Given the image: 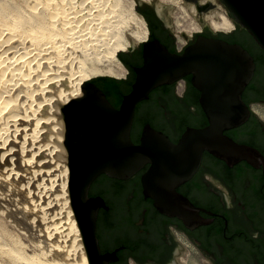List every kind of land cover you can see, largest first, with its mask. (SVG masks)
I'll list each match as a JSON object with an SVG mask.
<instances>
[{"label":"bare ground","instance_id":"6f19581e","mask_svg":"<svg viewBox=\"0 0 264 264\" xmlns=\"http://www.w3.org/2000/svg\"><path fill=\"white\" fill-rule=\"evenodd\" d=\"M158 1L172 7L175 19L189 21L187 34L199 31L192 5L183 6L184 17L180 0ZM121 6L119 0H0V213L29 238L2 236L0 264H89L70 205L60 106L80 96L87 79L125 75L117 52L131 41L117 39V28L131 26L132 41H146L143 19L124 15ZM203 20L215 30L232 27L220 5L203 12Z\"/></svg>","mask_w":264,"mask_h":264},{"label":"flooded vegetation","instance_id":"af4514ba","mask_svg":"<svg viewBox=\"0 0 264 264\" xmlns=\"http://www.w3.org/2000/svg\"><path fill=\"white\" fill-rule=\"evenodd\" d=\"M180 1L183 10L184 5L196 9L201 24H204L203 12L216 5L225 9L228 22L233 23L231 14L219 0ZM158 8L163 10L161 14ZM171 8L159 6L156 0L138 4L146 40L157 39L173 54L183 53L198 36H213L240 45L255 63L253 77L241 98L246 106L255 107L264 115V52L252 38L248 36L249 44L246 36L243 37L247 35L245 30L235 23L231 31L219 34L210 32L212 29L205 23L199 29L201 32L195 31L200 33L190 37L181 33L185 40L179 45L173 27L175 12L171 14ZM143 51L142 41L129 46L119 56L125 71L117 87L119 95L105 96L115 110L120 108L122 97L131 90L136 70L144 63ZM199 97L200 91L191 84V75L154 88L147 99L135 105L129 133L131 142L139 144L145 124L173 143L178 142L187 127H203L204 110ZM254 113L230 133L235 142L256 149L263 157V164L258 163L259 167L255 168L240 161L229 167L204 152L194 175L176 188L199 209L202 223L192 228L185 227L176 217L161 214L153 200L143 195L141 175L148 165L127 179L98 174L88 185L86 215L80 221L90 264H101L92 233L99 255L105 257L104 264H264V119Z\"/></svg>","mask_w":264,"mask_h":264},{"label":"water","instance_id":"95a60500","mask_svg":"<svg viewBox=\"0 0 264 264\" xmlns=\"http://www.w3.org/2000/svg\"><path fill=\"white\" fill-rule=\"evenodd\" d=\"M219 1L231 14L233 23L245 29L264 52V0ZM143 45L144 63L136 70L131 90L122 97L118 110L91 81L82 83L80 96L60 106L70 205L85 250L80 221L86 215L88 185L100 173L127 179L148 165L141 175L143 195L153 200L161 214L176 217L185 227L192 228L202 223L199 209L176 188L194 175L204 152L229 167L240 161L255 168L258 163L263 164L256 149L225 134L243 125L253 112L241 98L255 69L253 58L245 49L213 36H198L181 54L170 53L157 39H147ZM187 75H191V84L200 91L199 102L207 124L187 127L177 143L145 124L139 144L134 145L129 133L135 105L147 99L154 88ZM91 238L97 258L104 264L105 257L99 255L93 233ZM87 258L90 264L89 254Z\"/></svg>","mask_w":264,"mask_h":264},{"label":"rangeland","instance_id":"374dc122","mask_svg":"<svg viewBox=\"0 0 264 264\" xmlns=\"http://www.w3.org/2000/svg\"><path fill=\"white\" fill-rule=\"evenodd\" d=\"M120 1V4L122 5L121 6V8H122V13L124 14V15H128V14H130L131 12L132 13H135V14H139V12H138V10H137V6H138V1H144V0H119ZM150 1H152V0H149L148 2H150ZM157 2H158V4H159V1L158 0H156ZM216 1V0H215ZM147 2V1H146ZM217 2V1H216ZM187 4V3H186ZM219 4V3H218ZM214 8L215 7H213V8H211L210 10H208V11H206V12H204V13H207V12H211L212 10H214ZM223 10H225V9H223ZM184 11H185V14H189V12L188 11H186V9H184ZM226 12V11H225ZM188 14L186 15V16H184V17H188ZM179 15H181L182 16V14H179ZM197 15V14H196ZM203 15V14H202ZM178 16V15H177ZM201 18H203V17H201ZM177 19V18H176ZM183 19L184 18H181V17H179L177 20H181L182 22H183ZM202 21H204V20H202ZM195 23H196V25H197V27L199 28V29H203V26L201 25V23L199 22V15H197V17H196V19H195ZM208 26V29H212V27L210 26V24L209 23H207V22H205ZM174 27V29H176L175 31H176V33H177V36H176V38H177V40L179 41V40H181V41H184L185 39H183L182 37H181V33L182 34H184V35H186L187 37H190V34H193V35H195L196 33H200V32H192V33H190V34H187V32L185 31V29H188V28H190V24H189V21H184L183 22V24H182V27H181V29H178L177 30V28H175V26H173ZM191 27H193V26H191ZM210 27V28H209ZM232 27H233V23H232ZM232 27L230 28V29H227V30H215V29H212V30H210V32H212V33H215V34H219V33H227V32H229V31H231V29H232ZM245 30V29H244ZM132 31H133V27H131V26H129L128 28H122V27H120V28H117L116 29V38L117 39H119L120 41H128V42H130L131 41V43H130V46H135V45H138L139 43H141V42H139L138 44L137 43H135V42H133L132 41V36H133V34H132ZM246 31V30H245ZM246 34L247 35H242L243 37H245L246 36V40H247V42L250 44V40H249V38H248V36H250L248 33H247V31H246ZM251 37V36H250ZM176 40V39H175ZM174 40V41H175ZM254 41V40H253ZM255 42V41H254ZM256 44V43H255ZM257 45V44H256ZM258 46V45H257ZM259 47V46H258ZM128 48V47H127ZM126 48V49H127ZM260 48V47H259ZM122 52H124V50H121V51H118L117 52V54L118 53H122ZM98 77H111V78H114V79H117V80H123L124 79V77H122V78H115V77H112V76H108V75H99V76H94V77H92V78H90V79H87L88 81H91V80H93V79H95V78H98ZM119 101V100H118ZM0 214H3V213H0ZM9 220H11V218L9 217H7L6 215H0V239L2 238V236L4 237V238H14L15 240H16V238H22L21 239V241L22 242H24V243H28V241H29V238L27 237V233L25 232V231H23V230H20V232H19V230L18 229H16L14 226H12V224H11V222L9 221ZM21 231H23V232H21ZM24 234V235H23ZM3 240H6V239H3Z\"/></svg>","mask_w":264,"mask_h":264},{"label":"trees","instance_id":"16d2710c","mask_svg":"<svg viewBox=\"0 0 264 264\" xmlns=\"http://www.w3.org/2000/svg\"><path fill=\"white\" fill-rule=\"evenodd\" d=\"M246 32V31H245ZM253 40V39H252ZM120 54H117V58L118 60H120ZM121 80H117L111 77H98L95 78L93 80H91V82L95 83V85H97V87H99L101 89V91L105 94V96L108 98L110 95H119L118 93V85L120 83ZM202 125H206L207 124V120L205 115H202ZM190 122V121H189ZM191 125H198L197 123H189ZM199 126V125H198ZM231 130H228L225 132L226 135L230 136L232 139L236 140V138L230 133ZM207 153V152H206ZM208 154V153H207ZM213 157V156H212ZM214 158V157H213ZM217 162L221 163V161L217 158H214ZM226 168V167H225ZM227 169V168H226Z\"/></svg>","mask_w":264,"mask_h":264}]
</instances>
